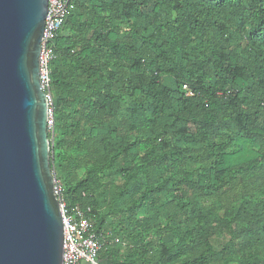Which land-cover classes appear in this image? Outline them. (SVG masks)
Returning <instances> with one entry per match:
<instances>
[{"label": "trees", "instance_id": "1", "mask_svg": "<svg viewBox=\"0 0 264 264\" xmlns=\"http://www.w3.org/2000/svg\"><path fill=\"white\" fill-rule=\"evenodd\" d=\"M63 29L49 139L65 206L97 222L105 174L126 181L125 248L99 264H264V0H73Z\"/></svg>", "mask_w": 264, "mask_h": 264}, {"label": "water", "instance_id": "2", "mask_svg": "<svg viewBox=\"0 0 264 264\" xmlns=\"http://www.w3.org/2000/svg\"><path fill=\"white\" fill-rule=\"evenodd\" d=\"M48 0H0V264H63L41 85Z\"/></svg>", "mask_w": 264, "mask_h": 264}, {"label": "built area", "instance_id": "3", "mask_svg": "<svg viewBox=\"0 0 264 264\" xmlns=\"http://www.w3.org/2000/svg\"><path fill=\"white\" fill-rule=\"evenodd\" d=\"M73 0H48V10L45 19L44 36L41 47V85L49 101L48 131L53 135V99L50 91L49 65L54 59L50 43L61 31ZM53 140L51 145L53 148ZM61 186L55 177V192L58 197L63 225V264H99V254L102 250L101 236L94 230L93 220L89 217L90 210L75 209L69 211L61 197ZM119 240H116L118 243Z\"/></svg>", "mask_w": 264, "mask_h": 264}, {"label": "rangeland", "instance_id": "4", "mask_svg": "<svg viewBox=\"0 0 264 264\" xmlns=\"http://www.w3.org/2000/svg\"><path fill=\"white\" fill-rule=\"evenodd\" d=\"M61 33L65 36L68 35V31L66 29L61 30ZM164 82L168 85H171L172 81L169 78H165ZM53 98V97H52ZM129 100L125 99V101L122 102V109L119 112L118 117L121 118L122 115L125 114L126 109L130 107ZM142 114H138L136 118L141 119ZM53 119H54V129H53V136L55 139V112L53 111ZM53 139V141H54ZM134 136L131 137V141H133ZM53 172L55 177L57 178V181L59 185L62 188V185H66V178L63 174L60 173V163L53 162ZM105 178L102 180L101 188L99 191L93 194L91 196L90 200L92 202V205L95 206V213L99 214V220L97 222L93 223L95 224V227L97 228L98 224L103 220L104 223L101 226V230L99 231L101 234V244L102 249H113L114 247L120 246V248H125V243L121 242L119 239L121 238V230L119 231L118 228L122 226L121 221L123 214H120L121 211H123V198H121V193L124 189L126 181L122 178H120L119 175H112V173L107 172L105 174ZM61 197H62V190H61ZM154 214H150V216H153ZM142 217V216H141ZM92 219V218H91ZM165 216L161 213V221L165 222ZM120 225V226H119ZM124 225L129 226V222L125 221ZM165 225V224H164ZM111 226H116V232L112 230ZM227 237V238H225ZM116 240H119L118 243H116ZM154 237L153 234H149L145 240L144 243H149L150 241H153ZM229 241L228 236L224 237H213L211 239V245L214 248H217L221 246L222 244H226Z\"/></svg>", "mask_w": 264, "mask_h": 264}]
</instances>
